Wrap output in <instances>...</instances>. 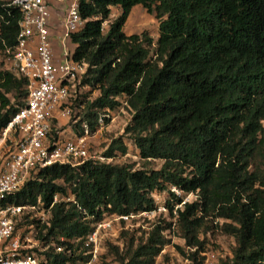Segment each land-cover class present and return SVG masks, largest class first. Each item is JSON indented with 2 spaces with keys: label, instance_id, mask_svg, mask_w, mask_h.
<instances>
[{
  "label": "trees",
  "instance_id": "1",
  "mask_svg": "<svg viewBox=\"0 0 264 264\" xmlns=\"http://www.w3.org/2000/svg\"><path fill=\"white\" fill-rule=\"evenodd\" d=\"M9 1L0 0L2 52L17 44L22 18ZM138 5L158 19L156 39L146 30L124 31ZM114 8L121 12L112 19ZM79 10L85 23L69 44L73 58L87 64L81 86L98 95L84 110L73 104L70 127L78 135L84 123L96 131L100 114L124 105L132 118L104 156L126 154L129 136L142 159L164 163L150 170L95 159L54 163L2 204L40 200L49 207L55 194H74L76 203H54L48 223L35 218L34 226L42 244L50 245L49 262L83 264L90 259L85 241L96 222L157 210L153 193L168 190L165 206L190 249V264H205L201 234L216 219L224 220L221 230L236 241L233 256L220 264H264V0H80ZM7 65L0 67V134L28 97L27 78ZM58 136L52 128L50 138ZM171 186L198 199L184 202ZM164 223L145 239L129 237L123 228L125 254L115 238H108L107 252L123 264H155L170 243L165 231L173 223Z\"/></svg>",
  "mask_w": 264,
  "mask_h": 264
},
{
  "label": "built area",
  "instance_id": "2",
  "mask_svg": "<svg viewBox=\"0 0 264 264\" xmlns=\"http://www.w3.org/2000/svg\"><path fill=\"white\" fill-rule=\"evenodd\" d=\"M7 5L19 7L22 18L17 44L0 51V56L5 54L9 69L27 78L28 97L0 134V264H54L47 260L50 245L42 244L34 223H48L54 203H76L75 195L55 194L49 207L40 200L35 205H3L2 201L27 180L36 178L37 171L43 167L54 163L76 166L92 158L89 151L92 133L86 123L81 135L65 136L59 132L58 138H50L53 119L60 112L72 119L73 102L79 97L87 64L73 58L69 43L85 20L80 14V0H10ZM60 5L65 11L60 35L63 60L56 62L51 15L53 8ZM103 27H108L107 21L103 22ZM109 116V113L100 114V127L106 125ZM75 122L76 117L72 120ZM157 209L166 211V206ZM156 211L113 214L96 222L85 241L90 259L83 264H102L104 241L116 238L134 218L150 217ZM35 218L38 220L34 222ZM56 250L60 252L63 248L57 245Z\"/></svg>",
  "mask_w": 264,
  "mask_h": 264
},
{
  "label": "rangeland",
  "instance_id": "3",
  "mask_svg": "<svg viewBox=\"0 0 264 264\" xmlns=\"http://www.w3.org/2000/svg\"><path fill=\"white\" fill-rule=\"evenodd\" d=\"M55 11L53 10V16L51 17L52 23L54 22L56 27L54 30L60 31L63 29L65 11H63V5H60ZM121 10H117L114 8L113 13L115 14L111 18L114 19L117 15H119ZM136 18V19H135ZM53 19V20H52ZM136 20V21H135ZM158 19L154 14H150L145 8L141 7L140 9L134 12L132 16V20L129 22V25L133 27L132 33H141L143 31H149L151 35L156 39L158 34ZM135 27V28H134ZM53 29V27H51ZM5 58L0 56V67H5L7 64L5 63ZM6 64V65H5ZM8 66V65H7ZM98 95V90L91 88L90 86H81L79 88V101L75 100L73 104L74 106H78L80 110H84V106L88 103V101H92ZM81 101H83V107H81ZM71 105V104H70ZM78 109V108H77ZM109 117L106 120V125L104 127H98L96 131H91L92 136L90 137V155L91 159H95L98 161H108L104 153L108 149L111 142L124 135V129L126 125L130 122L132 118V112L128 110L124 105L121 107H117L114 110H110ZM53 129L54 131H59L63 133L65 136H70L74 134H78L73 131L71 126V120L68 116L63 113H59L56 118L53 119ZM72 128V129H71ZM54 135V132H53ZM124 140L128 146V152L126 154L117 153L115 157H113L112 163L115 164H123V165H132L134 169H159L162 167L164 161L161 159H151L144 160L139 156V150L134 143V141L129 137L125 136ZM60 183H63L60 181ZM172 190H175L174 187L171 186ZM176 193L178 196L183 198V200L192 202L198 199V195L195 193H186L181 190L176 189ZM153 196L156 200L158 207H162L166 205L168 200H171V196L168 190L162 192H154ZM162 209V208H161ZM164 221L172 222L173 225L170 229L165 231L166 237L170 240V243L167 244L162 251V253L157 257L155 264H190L191 261L187 259V255L190 252L189 247L186 246L185 239L181 237L178 226L176 225V217L170 214L169 209L158 210L155 214H152L150 217L139 216L138 218H134L131 223L128 224V227L124 228L129 230L130 234H135L136 237L146 238L147 233L151 231V229L158 223L165 224ZM224 222L223 219L210 220L208 222L207 232H203L201 234V238L206 243V262L205 264H220V262L225 259L233 256V250L236 246L235 238L223 232L221 230V225ZM123 229V230H124ZM121 232H119V236L114 240L118 242L121 247V251L123 252L121 256H123L127 250L128 239L125 237H120ZM120 237V238H119ZM128 237V238H129ZM108 239L104 241L106 245L103 250L101 262L105 264L106 262H110V264H123L120 261V257L116 254H109L108 251ZM177 245L183 247L184 253H181L179 249H177Z\"/></svg>",
  "mask_w": 264,
  "mask_h": 264
},
{
  "label": "crops",
  "instance_id": "4",
  "mask_svg": "<svg viewBox=\"0 0 264 264\" xmlns=\"http://www.w3.org/2000/svg\"><path fill=\"white\" fill-rule=\"evenodd\" d=\"M58 7H61V6H56L53 8V10L55 11ZM142 6L138 5L136 7L133 8L125 26H124V31L127 33V34H133V30L132 29L133 27H131L129 25V22L132 20V16L134 15V12L138 9H140ZM57 11V10H56ZM52 16H53V11H52ZM136 19V18H135ZM53 20V19H52ZM136 21V20H135ZM51 27H53V29L51 28V34H52V37H53V45H54V53H55V61L56 62H60L63 60V55H62V49H61V45H60V35L62 33V29L60 31H55L54 28L56 27L55 23L51 21ZM135 28V27H134ZM157 34L159 35V29L157 31ZM73 49V47H72Z\"/></svg>",
  "mask_w": 264,
  "mask_h": 264
}]
</instances>
